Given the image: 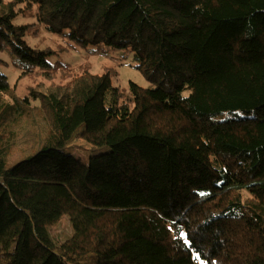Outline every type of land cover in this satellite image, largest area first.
<instances>
[{
	"label": "trees",
	"instance_id": "obj_1",
	"mask_svg": "<svg viewBox=\"0 0 264 264\" xmlns=\"http://www.w3.org/2000/svg\"><path fill=\"white\" fill-rule=\"evenodd\" d=\"M0 66V264H264V0H0Z\"/></svg>",
	"mask_w": 264,
	"mask_h": 264
},
{
	"label": "rangeland",
	"instance_id": "obj_2",
	"mask_svg": "<svg viewBox=\"0 0 264 264\" xmlns=\"http://www.w3.org/2000/svg\"><path fill=\"white\" fill-rule=\"evenodd\" d=\"M16 22L23 23L26 22V20L24 18H18ZM43 37H45L46 42L44 44H41V46L50 44V41H53V39L62 42L61 37L45 31L43 32ZM41 38L30 37L31 44L39 46ZM95 49L96 47L94 45L78 47L76 49L54 56L53 58H51V61L62 60L64 62L76 64L88 58L91 62L92 70L94 72L101 71L103 66L115 67L118 71V74L114 77V84L116 86H128L129 81H133L143 87L150 86V82L145 78L142 72L135 68L133 55H130L128 58L124 57V59L122 58L123 54H120V52H113L105 57L93 53ZM0 69L8 75L10 83L14 85L20 71L14 70L13 67L8 66H0ZM65 150L66 152L71 153L76 157L82 158L84 160H87L89 155L99 152L98 149L92 148L86 141L81 139L78 134H76L73 140L66 146ZM50 234L53 240L56 242H62L68 239V237L72 234V226L69 217L67 215H64L58 222L53 224L50 227Z\"/></svg>",
	"mask_w": 264,
	"mask_h": 264
}]
</instances>
